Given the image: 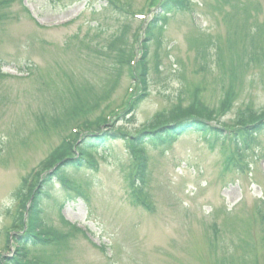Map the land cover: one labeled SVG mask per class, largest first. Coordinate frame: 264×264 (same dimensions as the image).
Wrapping results in <instances>:
<instances>
[{
    "label": "rangeland",
    "instance_id": "rangeland-1",
    "mask_svg": "<svg viewBox=\"0 0 264 264\" xmlns=\"http://www.w3.org/2000/svg\"><path fill=\"white\" fill-rule=\"evenodd\" d=\"M163 1L0 2V264L39 184L107 132L93 167L66 170L76 191L51 185L24 264H264V130H247L264 121V0H184L153 41ZM195 114L240 149L173 130L141 170L128 138Z\"/></svg>",
    "mask_w": 264,
    "mask_h": 264
},
{
    "label": "trees",
    "instance_id": "trees-1",
    "mask_svg": "<svg viewBox=\"0 0 264 264\" xmlns=\"http://www.w3.org/2000/svg\"><path fill=\"white\" fill-rule=\"evenodd\" d=\"M4 0H1L0 2L3 3ZM7 1V0H6ZM184 0H164L162 3L159 4L158 10L155 14V19L147 26L148 32H147V38L154 39L156 38L157 32L160 30V25L163 23L167 17L168 14L176 12V11H183L184 10ZM155 36V37H154ZM153 37V38H151ZM147 39V40H148ZM156 40V39H155ZM119 63L123 62L124 56H123V50L120 49V53L118 56H116ZM146 65V64H145ZM144 65V67H145ZM144 71V68H143ZM141 86L142 90H146L147 83L145 80V74L141 76ZM79 107L74 109V112H76ZM73 112V113H74ZM201 112V110H199ZM209 120L204 118L202 115L195 116H185L181 117V119L176 122V125H168L163 126L155 130H149L148 132H143L139 134L137 137L128 138V147H130L132 153H134L135 156H137L141 163V170H144L146 168L147 156L144 152L145 148H155L160 147L159 144L161 142L165 141V139L171 137V133L173 130H176L177 132H181L182 130H188V129H194L197 130V132L204 137L207 140H211L212 138H219L223 141H232L235 144L237 143V149L240 148L238 145L241 146L240 141H238V134L237 132H228L223 131L222 129L218 127H210ZM173 126V127H172ZM177 127V128H176ZM189 130V131H191ZM247 130L250 131L251 134H255L258 130L263 131L264 130V121H256L252 126H248ZM115 137L113 133H103V134H96V135H87L79 141L77 145V151L70 155V157L65 159L63 163L58 165L55 168V172L52 174L47 175L44 180L39 184V190L34 192V197L31 202V206L28 210V216L29 221L27 222L25 233H22L21 235L17 234L15 236V243L20 248L19 254L16 255V258L14 261L9 262L7 264H24L22 258V249L23 246H30V245H36L40 242L45 241L47 236L45 235V231L43 234L37 233L36 229L43 226V218H44V208H45V200L50 198L51 195V185L57 181L63 184L64 189L74 190L76 188L75 182H69L66 179V173L67 169H81V168H87V167H93L96 163L95 158H97V155L99 152H97L98 147L103 146L106 144L107 140L111 139L110 137ZM126 138V137H125ZM248 146V145H247ZM143 149V150H140ZM73 153V152H72ZM143 174H140V180L135 184V188L138 189L140 187L141 182L144 181L142 178ZM142 178V179H141ZM46 230V229H45Z\"/></svg>",
    "mask_w": 264,
    "mask_h": 264
}]
</instances>
